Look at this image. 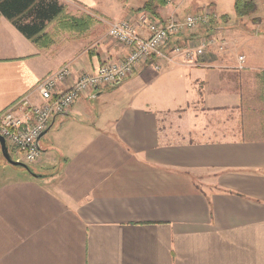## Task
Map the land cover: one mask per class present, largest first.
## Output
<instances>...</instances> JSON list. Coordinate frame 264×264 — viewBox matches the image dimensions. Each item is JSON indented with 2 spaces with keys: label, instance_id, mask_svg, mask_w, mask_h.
<instances>
[{
  "label": "crops",
  "instance_id": "1",
  "mask_svg": "<svg viewBox=\"0 0 264 264\" xmlns=\"http://www.w3.org/2000/svg\"><path fill=\"white\" fill-rule=\"evenodd\" d=\"M68 1L93 25L49 29L48 46L0 14V117L27 95L39 102L40 81L66 64L77 75L129 53L110 25L144 12L110 18L96 0ZM252 1L249 36L236 14L218 25L226 54L142 65L51 123L33 167L43 178L3 171L0 264H264V0Z\"/></svg>",
  "mask_w": 264,
  "mask_h": 264
},
{
  "label": "built area",
  "instance_id": "2",
  "mask_svg": "<svg viewBox=\"0 0 264 264\" xmlns=\"http://www.w3.org/2000/svg\"><path fill=\"white\" fill-rule=\"evenodd\" d=\"M149 12L137 20L113 22L109 37L128 49L127 56L103 64L94 71L75 74L70 64L41 80L34 93L23 97L0 117V135L6 140L15 161L35 167L42 159L43 149L39 139L51 123L72 110L85 95L96 90L117 87L128 81L142 65L163 71L164 64L198 67L202 60L224 55L229 50L221 29L213 27L221 17L213 6L198 11L177 14L168 20L153 19ZM147 29V36L139 27ZM243 69L244 57L239 58Z\"/></svg>",
  "mask_w": 264,
  "mask_h": 264
},
{
  "label": "trees",
  "instance_id": "3",
  "mask_svg": "<svg viewBox=\"0 0 264 264\" xmlns=\"http://www.w3.org/2000/svg\"><path fill=\"white\" fill-rule=\"evenodd\" d=\"M167 5L163 0H149L139 12L157 15ZM257 12L252 0H235V14L238 19ZM0 14L8 19L26 38L40 46H48L56 32H83L93 25L90 17H75L67 14V8L58 0H0ZM65 18V20H63ZM227 17H221L225 22ZM259 23L260 19H255ZM53 25V26H52ZM216 21L213 27H218ZM52 26V27H51ZM54 33L49 32V29ZM5 161V160H4ZM34 169V168H33ZM26 172V170L18 169Z\"/></svg>",
  "mask_w": 264,
  "mask_h": 264
},
{
  "label": "rangeland",
  "instance_id": "4",
  "mask_svg": "<svg viewBox=\"0 0 264 264\" xmlns=\"http://www.w3.org/2000/svg\"><path fill=\"white\" fill-rule=\"evenodd\" d=\"M58 1L60 3L62 1V2L67 4L66 8H67V14L68 15L70 14L72 16L79 18V17L86 14V13H84V8L82 6L76 4L75 2L68 1V0H58ZM96 1L99 2L100 8L103 10L104 13L107 14L108 17L117 18V17H119L120 14L126 15L129 12L139 13V9H141L144 6L143 5L144 2L145 1L148 2L149 0H96ZM163 1L167 4V5H165V7H163L164 9L167 6H170L175 11L174 10H168L166 12V16H165L166 18H164L162 20H168L175 14H177L178 17L180 16L179 18H183V16L185 14H189V13L198 11L202 7L209 5V3H211L210 1H216L215 4L217 5V8H218L217 10L221 13L222 12L226 13L224 15V17H227V19L224 20L225 22L222 21L224 23V25L226 26V28H231L229 25L232 24V26H233V24H234L233 21L230 20V18L232 19L235 15V13H234L235 0H163ZM202 5H204V6H202ZM211 6H213V5L211 4ZM163 8H160V9H163ZM253 15H251L249 17H245V19H243L242 24H240V21L237 20V21H239L238 25L240 26V28L234 27V31L240 30L241 32H244L246 35L249 36V34H251V32L253 31V28H254V26L252 24L253 21L251 20L254 17ZM126 17L127 16H125V19H123V20L128 19ZM236 18H237V16H236ZM63 20H65V18H63ZM112 22H115V21H112ZM248 32H250V33L248 34ZM223 37L228 43V39L225 37V35H223ZM228 46L230 47L229 43H228ZM12 155L15 158L17 157V153L15 151L13 152ZM30 167L33 168V166H30ZM4 170H7L8 172H12L16 176H22V175H25V173H28V172H24L22 170L12 168L9 165H6L4 158H3V155L0 151V177H1V174H3Z\"/></svg>",
  "mask_w": 264,
  "mask_h": 264
},
{
  "label": "water",
  "instance_id": "5",
  "mask_svg": "<svg viewBox=\"0 0 264 264\" xmlns=\"http://www.w3.org/2000/svg\"><path fill=\"white\" fill-rule=\"evenodd\" d=\"M66 115V114H64ZM47 131L44 132L40 139H39V142L41 143V140L42 138L46 135ZM0 151L3 155V158L5 160V163L6 165H9L11 166L12 168H15V169H23V170H26V172H28L32 177L34 178H43L44 176L41 175V174H38L36 172L35 169H33L32 167H30L29 165L27 164H24V163H21V162H18V161H15L10 153V150H9V147L7 145V142L6 140L0 135Z\"/></svg>",
  "mask_w": 264,
  "mask_h": 264
}]
</instances>
